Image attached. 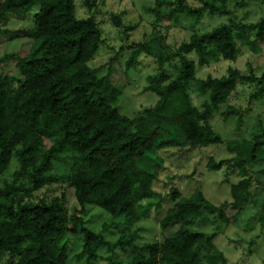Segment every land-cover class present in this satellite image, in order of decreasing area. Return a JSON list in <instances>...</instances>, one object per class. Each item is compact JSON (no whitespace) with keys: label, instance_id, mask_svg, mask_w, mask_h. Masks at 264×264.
Listing matches in <instances>:
<instances>
[{"label":"trees","instance_id":"trees-1","mask_svg":"<svg viewBox=\"0 0 264 264\" xmlns=\"http://www.w3.org/2000/svg\"><path fill=\"white\" fill-rule=\"evenodd\" d=\"M200 2L192 6L189 0H170L165 9L151 7L158 21L187 16L198 23L205 13H219L229 22L194 31L175 48L160 37L153 44L133 45L128 69L141 53L159 65L144 86L157 99L135 117L119 109L123 86L112 79L111 66L106 72L93 67L103 42L94 16L80 18L74 0L0 2L1 18L40 5L35 25L18 31L32 42L27 50L19 45L11 55L17 70L0 71V254L16 256L14 264H70L69 244L63 239L77 233L82 241L78 258H84V264L99 259L102 247L112 252L105 264H226L212 234L192 225L209 220L235 223L239 203L252 194L256 174L264 169L263 120L258 118L250 134L238 139H224L212 124L221 112L224 120L236 115L237 128L243 127L244 110L231 102L240 85L253 89L252 99L264 95V70L258 74L250 68L244 74L241 68L229 67L219 72V62L236 60L242 44H264V17L254 24L251 38L246 26L234 20L231 0ZM114 20L119 24L117 17ZM177 59L178 64H169ZM213 62H218L219 73L197 76V64ZM192 90L203 100L199 106ZM177 144L226 145L233 155L211 157L208 167H233L239 179L231 186V200L216 205L199 187L188 196L173 188L167 194L173 205L160 225L166 230L180 224L179 230L153 243H141L138 230L111 241L105 235L110 224L100 231L86 224L89 205L129 226L149 218L154 208L160 210L165 195L154 187V150ZM14 161L17 167L12 170ZM55 185L60 186L59 194L52 192ZM259 188V221L264 224V181H259ZM67 189L73 190L79 206L74 212L66 205ZM118 249L127 256L117 257Z\"/></svg>","mask_w":264,"mask_h":264},{"label":"rangeland","instance_id":"rangeland-1","mask_svg":"<svg viewBox=\"0 0 264 264\" xmlns=\"http://www.w3.org/2000/svg\"><path fill=\"white\" fill-rule=\"evenodd\" d=\"M2 0H0L1 2ZM77 15L80 18L94 16L102 30L103 42L101 43L93 67L97 72H106L109 66L112 69V79L123 86V94L118 100V106L123 114L135 117L137 112L145 106L153 104L157 97L149 91H144L148 78L158 70V63L152 56L141 53L136 64L127 68V61L133 45L139 42L155 43L161 38L173 48L187 40L194 31L203 32L214 26L229 22V17L219 13H205L200 22L194 23L189 17L182 16L178 20H157L151 7L165 9L170 6V0H90L93 5L89 7L86 0H74ZM192 6L201 5L200 0H189ZM236 22L246 26L247 35L255 38V27L260 18L264 17V0H231L229 4ZM40 5L22 13H12L7 18L0 17V71L14 72L15 59L11 57L18 52L19 45L27 50L32 39L20 33L19 30L31 28L35 25L34 16L39 11ZM117 17L119 24L114 18ZM258 48L249 44H242V53L236 60H221L220 73H226L229 67L241 68L244 74L253 68L258 74L264 70V44L257 43ZM193 57V55H189ZM179 59L169 64H178ZM213 62L209 66L201 67L197 64V76L208 74L216 75L218 71ZM250 64V65H249ZM168 72L173 73V68L168 66ZM218 72V73H219ZM253 89L240 85L231 102L244 110L245 121L241 129L237 128V116L231 115L224 120L221 112L212 118V124L224 139H238L246 137L252 131L255 121L259 118L264 121V95L252 99ZM195 104L199 106L202 98L198 92L192 90ZM197 98V99H196ZM168 142L172 143L171 140ZM152 165L158 177L154 187L165 195L163 207L154 208L149 218H143L132 226L123 223L121 218L113 219L103 208L89 205L88 212L84 215L86 224L100 231L104 224L111 228L105 231L106 237L116 241L122 233L138 230L141 243L161 241L165 235L175 234L180 224L166 230L162 229L160 219L164 212L173 205L171 197L167 194L178 188L183 195H191L195 188L203 190L206 198L219 205L231 200V186L239 179L233 172V167L223 165L219 170H211L208 162L211 157L221 160L233 154L225 144H211L204 147L191 148L187 145L177 144L156 148L154 150ZM17 167V162L12 164V170ZM254 179L252 194L239 203L240 215L235 223L198 221L192 225L206 231L213 236V242L224 253L226 264H264V224L259 221L262 196L259 181H264V169L258 170ZM66 205L70 212L78 208L72 189H67ZM60 193V186L55 185L52 191ZM63 241L69 244V263L84 264V258H78L82 249V241L77 233H71ZM112 252L106 247L99 250V259L92 264H105V258ZM127 251L118 249L117 257L125 258ZM17 257L9 253L0 254V264H14Z\"/></svg>","mask_w":264,"mask_h":264}]
</instances>
